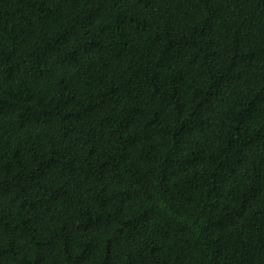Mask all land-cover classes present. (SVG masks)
<instances>
[{
    "label": "trees",
    "instance_id": "trees-1",
    "mask_svg": "<svg viewBox=\"0 0 264 264\" xmlns=\"http://www.w3.org/2000/svg\"><path fill=\"white\" fill-rule=\"evenodd\" d=\"M0 264H264V0H0Z\"/></svg>",
    "mask_w": 264,
    "mask_h": 264
}]
</instances>
